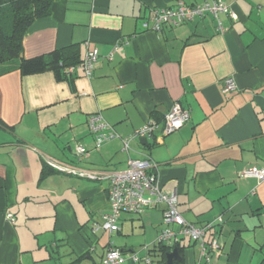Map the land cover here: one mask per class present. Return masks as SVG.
<instances>
[{"label":"crops","instance_id":"1","mask_svg":"<svg viewBox=\"0 0 264 264\" xmlns=\"http://www.w3.org/2000/svg\"><path fill=\"white\" fill-rule=\"evenodd\" d=\"M11 1L0 0V7ZM179 1L204 2L53 0L50 14L30 25L22 42L24 59L69 46L81 59L94 49L99 57L90 77L82 70L61 80L52 71L0 76V264H53L58 258L50 253L60 248L65 256L58 257L66 264H94L101 237L94 225L109 209L108 185L42 172L49 171V161L121 171L129 158L157 165L161 190L177 195L187 222L216 225L221 252L202 264H264V181L241 177L249 168L264 170V0H222L232 13L218 14L223 32L210 15L153 31L155 12ZM227 79L235 90L224 94ZM174 104L190 118L162 136L164 116ZM94 114L116 135L98 148L87 125ZM147 122L157 125L154 136L133 138ZM77 144L85 147L84 156L75 155ZM162 209L123 215L118 236L126 225L132 230L134 217L140 228L160 225V231ZM178 243L184 264H194L197 244ZM119 244L123 264H146L148 248L140 257L132 246Z\"/></svg>","mask_w":264,"mask_h":264},{"label":"built area","instance_id":"2","mask_svg":"<svg viewBox=\"0 0 264 264\" xmlns=\"http://www.w3.org/2000/svg\"><path fill=\"white\" fill-rule=\"evenodd\" d=\"M218 14L232 16L228 6L222 0H204L201 4L188 6L184 2H177L173 7L163 8L155 12L153 31L161 30L163 25L176 27L185 23L193 22L206 15L212 16L217 21V29L223 32L225 29L218 20ZM118 47L115 46L113 50ZM99 53L96 49L87 51L83 62L77 67L66 69V73H74L82 70L85 76L90 77L93 64L97 61ZM112 59V53L108 57ZM235 90V85L231 79L224 81L222 92L231 93ZM188 110L181 108L179 104H174L166 113L160 131L162 136L169 135L181 129L189 120ZM90 132L94 135L96 147L116 138L110 126L102 120L99 115H90L87 119ZM157 130V125L147 122L142 128L135 130L133 138H151ZM130 138L123 140V147L128 150ZM76 156H84L86 149L80 144L74 147ZM49 167L63 173H68L83 179L106 183L107 200L109 209L101 215L102 225H94V229L103 227L110 235L120 232V220L123 215H141L145 210L163 206L162 215L163 229L155 241L159 244H176L180 239H188L197 244L199 259L194 264L209 263L212 257L220 254L221 244L213 232L216 225L208 223L203 226H196L187 222L178 210V199L175 193H165L161 190L157 178V165L149 158L132 159L129 158L127 166L121 171H90L63 166L55 162H48ZM244 179H256L258 182L264 181V170L249 168L242 172ZM6 221L13 224L14 218L7 214ZM221 218H217V223H221ZM208 236L209 239H208ZM101 264H123L124 258L121 252L113 247H107ZM147 247L144 248L146 250ZM130 260L134 263L139 261L137 255L131 254ZM146 264L148 258L143 259Z\"/></svg>","mask_w":264,"mask_h":264},{"label":"trees","instance_id":"3","mask_svg":"<svg viewBox=\"0 0 264 264\" xmlns=\"http://www.w3.org/2000/svg\"><path fill=\"white\" fill-rule=\"evenodd\" d=\"M53 0H13L0 7V76L19 71L23 76L37 75L46 71H52L57 79H69L74 73H66V69L77 67L83 62L78 49L75 46L55 50L47 55L32 59H24L23 37L30 25L37 19L47 17L50 14ZM57 172L50 168L44 170L43 176ZM216 229V228H215ZM214 232V229H213ZM214 234L217 237V232ZM180 243L175 244L179 254L182 256L184 247ZM148 264H164L165 255L171 248L167 244L154 242L147 247ZM155 259V260H153ZM175 264H184L181 263Z\"/></svg>","mask_w":264,"mask_h":264},{"label":"rangeland","instance_id":"4","mask_svg":"<svg viewBox=\"0 0 264 264\" xmlns=\"http://www.w3.org/2000/svg\"><path fill=\"white\" fill-rule=\"evenodd\" d=\"M150 210V209H148ZM147 211V210H145ZM144 211V212H145ZM135 221H134V226L132 228V230H129L127 227V225L125 226V228L123 229V233L118 236V233L115 232L114 234L110 235L107 231H105L103 229V227H100V233H99V236L100 237V243L98 245V247H96V254H94L92 256V258L94 259V264H100V256L102 254V245L106 243L107 246L109 247H113L114 249H117L119 251H121V246H120V242H124L126 243V245L128 247L132 246V248H134V252L135 253H140V257H143L145 254L143 253L144 251H142V249L150 243H153L157 240L158 236H159V233L163 230V229H166L167 226L164 225V222H163V215H162V222H161V230L159 231V226H151V225H145L144 228H140L139 227V221H137L135 218ZM99 225L101 226L102 225V221L100 220L99 221ZM159 231V232H158ZM119 240L117 243H116V240ZM122 245V244H121ZM150 245V244H149ZM106 246V250L108 249ZM120 247V248H119ZM57 250V249H56ZM55 249L50 253L52 258H58L57 260H52L53 261V264H55L54 262L57 261V264L61 263V264H66L67 261H65V257L62 258H59L58 255L59 253L63 256L64 255V252L61 250L60 248V251L58 252V250L56 251ZM140 251V252H139ZM213 258V257H212ZM247 261L249 260H244V263H247ZM250 263H251V260H250ZM252 263L254 264L255 262L252 261ZM142 264V263H140Z\"/></svg>","mask_w":264,"mask_h":264},{"label":"water","instance_id":"5","mask_svg":"<svg viewBox=\"0 0 264 264\" xmlns=\"http://www.w3.org/2000/svg\"><path fill=\"white\" fill-rule=\"evenodd\" d=\"M139 142L144 146L147 145V139H140ZM181 261L182 258L179 255L177 248H173L169 253L165 255L164 264H175V263H180Z\"/></svg>","mask_w":264,"mask_h":264}]
</instances>
